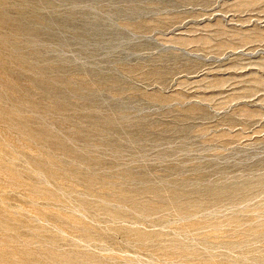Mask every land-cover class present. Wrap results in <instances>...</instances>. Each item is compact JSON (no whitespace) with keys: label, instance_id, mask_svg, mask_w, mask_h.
<instances>
[{"label":"rangeland","instance_id":"obj_1","mask_svg":"<svg viewBox=\"0 0 264 264\" xmlns=\"http://www.w3.org/2000/svg\"><path fill=\"white\" fill-rule=\"evenodd\" d=\"M0 264H264V0H0Z\"/></svg>","mask_w":264,"mask_h":264}]
</instances>
